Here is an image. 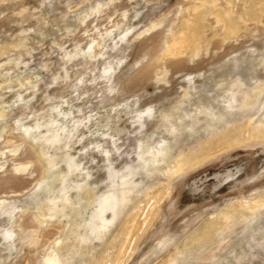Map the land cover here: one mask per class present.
I'll return each instance as SVG.
<instances>
[{"label": "rangeland", "instance_id": "1", "mask_svg": "<svg viewBox=\"0 0 264 264\" xmlns=\"http://www.w3.org/2000/svg\"><path fill=\"white\" fill-rule=\"evenodd\" d=\"M54 255L264 264V0H0V264Z\"/></svg>", "mask_w": 264, "mask_h": 264}, {"label": "bare ground", "instance_id": "2", "mask_svg": "<svg viewBox=\"0 0 264 264\" xmlns=\"http://www.w3.org/2000/svg\"><path fill=\"white\" fill-rule=\"evenodd\" d=\"M185 40H186V38H185ZM64 115H65V118H66V114H64ZM64 128L65 127H63V129ZM77 128H78V126H77ZM58 131H60V130H58ZM247 131H248V129H247ZM245 132H246V130H245ZM72 133H73V130L72 129L71 130H67V132L65 134V137L66 138H69ZM60 137H61V134H59L58 132H53V133H50L48 136H42V137H40V139L39 138L38 139L39 140H44V141H49L51 143H54V142L58 141V139ZM150 155L152 157V161H148L147 159L144 158L143 159L144 162L145 163L149 162V163L155 164L157 162V159L156 158H158L159 156H161V157L166 156V149L164 147L156 148L155 150H153L150 153ZM183 161H184V162H182L183 164L179 168H181L183 165H187L188 164L187 160H183ZM128 175L129 174L123 176L124 179H123V181L120 184V186L122 187L120 196H119V193H118V196H117V192L116 191H115L116 193L113 192L114 190L113 191L111 190L112 192H110V193L107 192L109 194L106 193L105 196L102 198L101 203L96 204V205H98L97 208L95 209V211L93 210L94 212L92 211V213H91L92 215L90 216V218L88 219V221H86V219L84 220L85 221L84 222V225L80 224V228L86 227L89 230V233L92 234V235L94 234V232L96 230H99V231L102 232L104 230V228H106V226L108 225V223H110V220L108 218H106L105 213L108 212V211H110L113 214L112 217L116 216L117 209H119L121 203H123V202H125L127 200L126 195L130 192V189H131V188H129L130 185H131L130 184V182H131L130 180H132V179L128 178ZM113 189H114V187H113ZM118 191H119V188H118ZM97 199H99V198H96V203L98 202ZM119 199H121L122 201H120ZM253 202H255V201H253ZM256 203H259V201H257ZM252 204H255V203H252ZM92 205H93V202H92ZM93 213H96V216H94ZM96 221H97V223H96ZM93 224H95V225H93ZM83 230H85V229H83ZM80 237L82 238V240L84 239V236H80ZM86 240H88V239H86ZM59 260L60 259L57 256L54 255V256H51V257L48 258V260L46 261L47 262L46 264H60V261Z\"/></svg>", "mask_w": 264, "mask_h": 264}]
</instances>
